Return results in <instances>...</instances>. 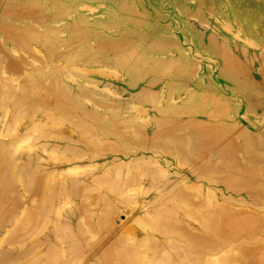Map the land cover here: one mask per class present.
Listing matches in <instances>:
<instances>
[{
    "label": "rangeland",
    "instance_id": "1",
    "mask_svg": "<svg viewBox=\"0 0 264 264\" xmlns=\"http://www.w3.org/2000/svg\"><path fill=\"white\" fill-rule=\"evenodd\" d=\"M0 264H264V0H0Z\"/></svg>",
    "mask_w": 264,
    "mask_h": 264
}]
</instances>
